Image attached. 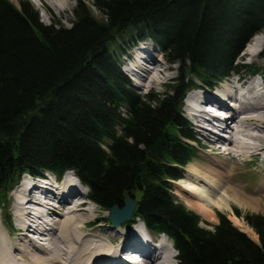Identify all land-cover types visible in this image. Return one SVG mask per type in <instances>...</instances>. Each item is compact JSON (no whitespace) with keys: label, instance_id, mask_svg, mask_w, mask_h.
<instances>
[{"label":"trees","instance_id":"trees-1","mask_svg":"<svg viewBox=\"0 0 264 264\" xmlns=\"http://www.w3.org/2000/svg\"><path fill=\"white\" fill-rule=\"evenodd\" d=\"M93 5L101 19L79 2L66 27L44 24L28 0L19 7L0 0V203L23 173L73 170L105 210L138 192L133 219L168 233L180 264H264V213L244 217L255 241L223 213L212 228L202 226L171 194L197 153L182 111L187 89L195 76L208 85L233 71H263L237 60L264 31V0ZM129 29L181 66L164 92H135L121 70L123 52L113 42Z\"/></svg>","mask_w":264,"mask_h":264},{"label":"bare ground","instance_id":"bare-ground-1","mask_svg":"<svg viewBox=\"0 0 264 264\" xmlns=\"http://www.w3.org/2000/svg\"><path fill=\"white\" fill-rule=\"evenodd\" d=\"M44 1L57 8L58 3L63 7L68 0ZM255 42L250 45L247 53L253 46L257 47ZM262 48L263 44L252 55L262 52ZM130 60L132 64L126 70L138 75L140 86L152 87L166 79L165 70H162L164 66L150 51L142 48L135 58L130 55ZM250 80L247 83L243 73L231 75L218 86L216 92L208 93L206 101L200 99L194 90H189L183 106L185 99L186 103L194 101L195 104L194 96L200 101L199 106L196 104L194 115L197 125L201 127L199 134L204 138L201 141L204 146L212 148L216 155L229 157L231 161L249 158L250 163L256 164L258 160L253 158H259L264 153V81L259 83L255 79ZM207 101L220 105L222 112L217 108L213 109ZM203 103L208 105L204 109ZM218 131H226L227 134L223 136ZM214 158V162L208 160L210 167L203 165L197 169L193 166L191 171L187 168L186 177L183 178L185 182L175 194L192 196L198 203L211 206L206 198L198 194L200 189L207 195L224 190V193L230 192L232 197L228 196L229 199L249 207L251 202L239 190L228 188L230 182L226 179V173L230 172L233 176L234 171L229 170L220 157ZM72 174L71 171L67 172L60 182L55 183L60 174L48 171L44 181L26 176L19 184L13 193L14 202L12 200L10 213L13 222L9 220V216L4 215L5 228L0 227V264H24L15 261L20 256L28 259V264H142L139 255L136 260L129 261L126 253L133 249L143 253L148 260L147 264H175L171 248L161 242L160 238H157L156 243L152 233L142 230L141 220H137L131 227L119 225V229H107L99 224V218L92 219L95 214L89 206L92 203L85 199L78 183L71 180ZM260 189L264 192V187ZM191 202V207L197 208L205 216H211L206 212L205 206L196 201ZM217 205L224 204L217 203L213 206ZM85 229L89 231H84ZM115 230L117 233L112 237L111 233ZM116 237L118 242L115 241Z\"/></svg>","mask_w":264,"mask_h":264},{"label":"rangeland","instance_id":"rangeland-1","mask_svg":"<svg viewBox=\"0 0 264 264\" xmlns=\"http://www.w3.org/2000/svg\"><path fill=\"white\" fill-rule=\"evenodd\" d=\"M10 1L19 7L20 0H10ZM28 1L31 3L33 8L38 12L40 20L44 24H47V25L56 23L58 26L61 25V26L70 27L72 25L73 21L75 20V16L72 13V11L79 2H83L87 6H89L91 11H92L93 16L96 17L97 19H101L103 17V14L101 11L92 7L95 0H68L67 4L63 5V7H62V5L60 6V3H58L59 7H57V8L50 6L44 0H42V1H40V0H28ZM133 33H135V31L132 29H129V31L127 33H125L123 36L119 37L118 39H116L113 42V47H117L120 49L121 52L125 53V55L120 57V59H121L120 63L128 64V65L132 64V60H130V55L135 58L136 53L140 49L144 48V49L150 51L151 53H153L155 58L162 63L161 64L162 67L164 66L162 68V70L164 69L165 70L164 75L166 74V76H165L166 79L161 84H157V85L152 86L153 88L150 86H140V84H138L140 82L136 83L133 81V87H132L133 90L139 94H144V93H147L148 91H153L155 93L164 92L165 90L168 89L167 85L169 83H172L173 80H175L180 75L181 66L179 64H173L168 60L167 57H165V56L163 57V54H161V50L159 49L157 44H155L153 41L152 42L154 44L150 41V39H144L145 40L144 41L143 38L142 39L141 38L138 39L135 37L133 38L132 37ZM263 34H264V31H263ZM130 37H131V39H130ZM253 41L254 42L256 41L255 45H257V47L253 46L251 51H249V53H247L248 49L250 48V45H252V43H254ZM262 44L264 46V35L257 36V38L256 37L252 38L246 44L245 48L241 51L237 62L238 61H239V63L240 62H246V63L255 62L256 65L258 67L262 68V70L264 71V57H262L260 55L261 52L259 54H257L256 56L252 55V54L258 52V50L261 48ZM127 73L129 75H132L131 72L127 71ZM241 73H243L244 75L247 74L246 70H241ZM231 75H234V73ZM250 78L248 77V79H247L248 81H246L247 83L249 82ZM137 80L139 81L140 79L137 78ZM252 80L253 79L251 78L250 81H252ZM254 81H257V80L255 79ZM197 83H199V81H197ZM184 104H185V102H184ZM183 111H184L183 112L184 116L190 119V117L188 116V113L186 112V110L184 108H183ZM195 123H196V120H195ZM200 129H201V127H199L198 125H194V127H193L194 134H195L194 137H196L197 140L199 139L200 142L199 141H193V143L198 146L199 152L196 155V157H194L192 159V161H190L188 163L187 168L190 169L189 171H191V167H193V166H195V168H197V169L202 168L203 165L210 167L209 166L210 164H208V162H209L208 160H210V158L213 157L210 161L214 162L216 160L214 157H220L219 159L225 161L229 170L231 169L232 171H234L233 176H231L230 172L226 173V179H228L230 182L228 188H231V189L234 188L236 190H239L240 193L243 194V197L246 200H249L251 203H249L250 204L249 207L248 206H242V205H239L237 201L235 202V201L228 198V196L232 197L230 195V192L224 193V190H221V192H219V193L215 191V194L207 195L203 189H200L198 194H200L203 198H206L207 202L210 203L211 206L203 204V203H198L199 201L196 200L192 196L182 197V199L179 198V200L182 201L183 203H185V205L188 208L195 210L201 216V225L202 226L207 227V228H212L213 225L218 223V221H219V214L218 213H223V214H226L232 220L233 224L236 227H238L242 231L246 232L247 235L250 236L253 240L258 241V234L252 228V226L247 223V221L245 220L244 217L248 213L249 214L254 213V212L264 213V195H262V194H264V192H262L260 189L261 187H264V183H263V180H264V153L262 155H260L259 158H253V159L258 160V163H256V164H253V162L251 164H248L247 162H242V160H245L247 158H239L237 160L235 159L234 161H231V159L229 157L216 155L212 148L204 146V144L201 142L202 139H204V138L199 134ZM204 136H205V134H204ZM218 154H220V152ZM248 160H250V159L248 158ZM185 174H186V172L184 173V175ZM185 177H186V175H185ZM24 178H25V176L20 179V181H19L18 185L15 187V189L13 191H11L9 194H7L6 199H4L5 202L0 203V227L2 226V228H5L4 227L5 222H4L3 216L5 215L6 217H8V216H10V213H11L12 200L14 202L13 193H14V191H16L18 189L19 184L24 180ZM184 182H185V179L175 182V187L177 190L176 192H178L180 185H182ZM195 187L203 188L201 186H195ZM138 197H139V193L137 192L134 194L133 198L137 199ZM225 198L227 199L226 201H225ZM191 201L193 203H194V201H196V202L198 201L197 204L205 206L206 212L207 213L209 212V215H211L212 217L211 216L210 217L205 216L197 208L191 207L189 205V202H191ZM217 203L218 204H224L225 206L224 205L223 206L217 205L216 207H214L213 205H215ZM89 206L91 209H93L95 211L94 217L92 219L99 218L97 220V221H99V224H103L107 229H109V228L117 229V228H112V226L110 225V221H109V216H110L109 214L110 213H109V211L102 209L99 205H96L93 202H92V205L89 204ZM206 206H208V207H206ZM238 213H240L241 215H238ZM10 217H11V222H13L12 216H10ZM91 220H89V221H91ZM138 221H139V219H138ZM86 230L87 229H85L84 231H86ZM88 231L89 230H87V232ZM4 232L5 231L3 230V233ZM116 233H117V231L115 230V231H112L111 234L113 236H115ZM33 236L35 237L37 235H33ZM30 237L31 236H29V238ZM93 238H95V237H93ZM37 241H39V240H37ZM41 242L43 243V241H41ZM17 258L18 259H16L15 261H18V262L21 261V262H24V264L29 263L28 259H25L21 256L17 257ZM174 263L177 264V262H174Z\"/></svg>","mask_w":264,"mask_h":264},{"label":"water","instance_id":"water-1","mask_svg":"<svg viewBox=\"0 0 264 264\" xmlns=\"http://www.w3.org/2000/svg\"><path fill=\"white\" fill-rule=\"evenodd\" d=\"M135 204L136 201L128 196L125 199V205L123 208H120L117 204L111 207L110 217L114 223V226H117L123 221L131 219Z\"/></svg>","mask_w":264,"mask_h":264}]
</instances>
